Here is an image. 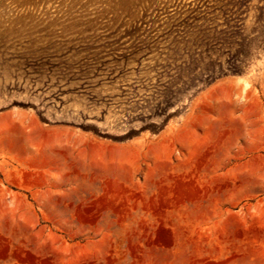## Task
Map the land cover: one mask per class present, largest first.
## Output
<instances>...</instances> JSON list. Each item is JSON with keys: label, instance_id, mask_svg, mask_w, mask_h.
<instances>
[{"label": "rangeland", "instance_id": "rangeland-1", "mask_svg": "<svg viewBox=\"0 0 264 264\" xmlns=\"http://www.w3.org/2000/svg\"><path fill=\"white\" fill-rule=\"evenodd\" d=\"M0 264H264V0H0Z\"/></svg>", "mask_w": 264, "mask_h": 264}, {"label": "bare ground", "instance_id": "bare-ground-1", "mask_svg": "<svg viewBox=\"0 0 264 264\" xmlns=\"http://www.w3.org/2000/svg\"><path fill=\"white\" fill-rule=\"evenodd\" d=\"M233 79V78H232ZM235 79H237V78H235ZM239 82H244V91H246V89L248 88V87H251V85L249 86V84L247 83V82H245L242 78H240L239 79ZM240 84V83H239Z\"/></svg>", "mask_w": 264, "mask_h": 264}]
</instances>
